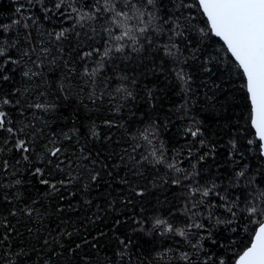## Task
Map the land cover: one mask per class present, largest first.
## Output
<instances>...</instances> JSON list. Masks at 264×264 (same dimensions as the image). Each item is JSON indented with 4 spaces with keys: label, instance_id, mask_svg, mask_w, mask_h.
<instances>
[{
    "label": "snow or ice",
    "instance_id": "obj_1",
    "mask_svg": "<svg viewBox=\"0 0 264 264\" xmlns=\"http://www.w3.org/2000/svg\"><path fill=\"white\" fill-rule=\"evenodd\" d=\"M11 3L12 15L0 20V264H55L57 247L56 260L71 254L84 264L93 260L80 256L87 249L95 264H264V0ZM168 92L183 103L165 111ZM200 103L226 113L229 176H202L218 142L195 111ZM73 106L71 127H54ZM93 110L110 114L104 127L123 129L119 153L108 151L112 135L97 130ZM125 111H139L140 126ZM177 120L184 146L170 149L165 134ZM149 169L153 188L178 192L166 213L144 204L147 185L138 181ZM112 181L120 194L104 192L97 207L115 214L110 255H99L103 231L80 242L65 241L74 233L59 226L41 234L52 212L46 201L62 217L73 186L91 206L89 192Z\"/></svg>",
    "mask_w": 264,
    "mask_h": 264
},
{
    "label": "trees",
    "instance_id": "obj_2",
    "mask_svg": "<svg viewBox=\"0 0 264 264\" xmlns=\"http://www.w3.org/2000/svg\"><path fill=\"white\" fill-rule=\"evenodd\" d=\"M15 5L11 3V0H0V20H7L10 15H12L14 11ZM34 15H42V13L38 9H33ZM46 26L48 28H51L52 25L50 23L46 22ZM233 79H235V76H233ZM240 95L239 93L237 94ZM220 104H224V96L221 94L217 97ZM160 103L164 106V110H168L169 108H175L177 105L183 103L181 100V97L177 95L175 92H168V93H162ZM237 105L242 103L240 99H237L235 101ZM108 107V105H105V109ZM137 109H133V111H136ZM63 115L60 117V119L56 122L54 127L57 125L63 126L67 125V127H71L73 114L75 112V106L73 107H64L60 110ZM139 111L147 112L148 109L144 107L143 104L139 105ZM139 111L136 118H132L129 116L128 112L125 111L124 120L127 121L129 125L132 127H137L140 125L133 124V119H139ZM198 113V116L201 120H204L206 122L205 126L210 127L211 129L215 130L210 133L213 140L217 141V147H216V153L214 154V157H209V159L201 165V167L204 169L202 172V176H215L216 173L220 172L223 173L224 176H229L231 172L233 171V164L232 161L228 158V151L230 145L228 144L229 136H228V129L225 126L226 122L223 119V116L226 114L224 112H221L219 108L216 111H213V109L205 108L203 103H200L198 108L195 110ZM236 113L240 112V108L237 107L235 109ZM92 116V119L96 121L97 124L100 126L98 127V131L101 133V135L111 134L112 135V141L108 142L107 149L108 151H115L116 153H119L122 149L123 141L121 143H117L118 140H121V134L123 132V129H108L102 125V120L105 117H109L110 114L107 111H96L93 110L92 113H90ZM163 114L161 115V119H163ZM116 119H120L119 115L116 116ZM81 120H84V114H81ZM91 121L85 120V123H90ZM230 123H235L234 120H231ZM67 127L65 130H67ZM83 130V129H82ZM239 135V133H237ZM166 137V144L170 149L172 148H180L184 146V140H183V134H182V124L179 120L176 121V126H169V131L165 134ZM123 140H127V137H123ZM103 143V141L101 142ZM241 143H244L246 145V140H241ZM104 155H107V152L104 153ZM249 155H251L249 153ZM244 162L249 163L251 166H255L257 164V161L255 160H246ZM187 161H185V164L187 165ZM211 165V167H209ZM126 171V170H123ZM122 171V174H123ZM145 176L148 177L147 180L140 179L138 182L141 185H147L148 191L146 192V196L144 198V204L146 206L147 211H152L154 209H157L163 213H166L168 208L171 206V202L174 200L175 196L178 195V192L171 187V185H163L162 187L153 188L152 187V179L153 174L152 170H147L145 172ZM106 180H111L110 177H105ZM260 179V177H258ZM156 183H161L159 179H157ZM227 183V181H225ZM29 191L33 196H35V189H33L30 185H27ZM119 187L115 181H112L111 187H107L105 185H102L100 189H93L89 192L87 198L92 201V205L88 206L84 204V199L79 191L75 189V187H72V191L75 192V195L69 196L68 192H65L64 195L66 197L65 200H63L61 203L65 207V213L62 217L57 216L54 211V204L55 202L52 201V203L45 202L46 207L52 208L51 213L45 214V219L43 220L44 229L42 230V235L47 237L48 230H52L55 232L57 227L64 229L66 228L68 231H73L74 235L71 238L65 237V241L68 239L74 240L76 242H80L83 240L84 237H88L89 239H92V237L97 236L100 232H104L107 235L100 236L99 237V248H100V257L105 258V253L111 254V251L114 247L113 240L110 239V237H113V216L114 213L107 212V211H97V207H103L104 205V192L111 193V196L109 197L114 198L119 193ZM113 189H116L117 191H113ZM69 202L72 205V208L76 209V211H72L68 208ZM131 212V209L128 210ZM137 212H139V208L136 209ZM99 216L100 219L94 220L96 216ZM122 216L124 213L121 214ZM94 220V222H93ZM21 231H25V229L21 226ZM124 225H121V228L119 231L123 232ZM35 233L31 237L32 243H36L35 241ZM225 235H231L230 233H226ZM29 238L27 237L22 243L28 244ZM42 244V241L40 242ZM170 243V242H169ZM65 248L68 247V244L65 243ZM74 246V245H73ZM87 249V246H85ZM39 252H40V244H37V256L36 258L39 259ZM62 252V249L57 247L56 254L53 255V261L55 264H84V261L73 259L71 254H69L66 258L64 256H61L60 260H56V256L60 255ZM91 255L93 260L92 264H95V258L96 253L95 250L87 249L85 252H81L80 256L84 255Z\"/></svg>",
    "mask_w": 264,
    "mask_h": 264
}]
</instances>
